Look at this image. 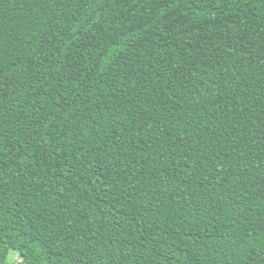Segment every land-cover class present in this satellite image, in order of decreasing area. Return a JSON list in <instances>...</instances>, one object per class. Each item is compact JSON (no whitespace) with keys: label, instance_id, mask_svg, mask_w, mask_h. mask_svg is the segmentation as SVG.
<instances>
[{"label":"trees","instance_id":"trees-1","mask_svg":"<svg viewBox=\"0 0 264 264\" xmlns=\"http://www.w3.org/2000/svg\"><path fill=\"white\" fill-rule=\"evenodd\" d=\"M264 264V0H0V264Z\"/></svg>","mask_w":264,"mask_h":264},{"label":"rangeland","instance_id":"rangeland-1","mask_svg":"<svg viewBox=\"0 0 264 264\" xmlns=\"http://www.w3.org/2000/svg\"><path fill=\"white\" fill-rule=\"evenodd\" d=\"M18 258L17 252H11L10 256L7 259V264H15Z\"/></svg>","mask_w":264,"mask_h":264}]
</instances>
